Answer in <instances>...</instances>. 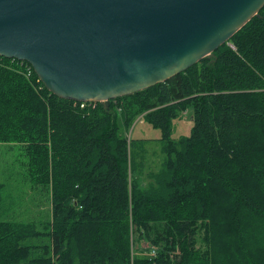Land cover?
Listing matches in <instances>:
<instances>
[{
	"label": "trees",
	"instance_id": "1",
	"mask_svg": "<svg viewBox=\"0 0 264 264\" xmlns=\"http://www.w3.org/2000/svg\"><path fill=\"white\" fill-rule=\"evenodd\" d=\"M139 117L161 131L147 174L148 140L120 133ZM0 142L24 150L51 213L0 220V264H264V6L211 56L105 103L58 97L0 56Z\"/></svg>",
	"mask_w": 264,
	"mask_h": 264
},
{
	"label": "water",
	"instance_id": "2",
	"mask_svg": "<svg viewBox=\"0 0 264 264\" xmlns=\"http://www.w3.org/2000/svg\"><path fill=\"white\" fill-rule=\"evenodd\" d=\"M264 0H0V56L47 90L107 102L166 81L228 41Z\"/></svg>",
	"mask_w": 264,
	"mask_h": 264
},
{
	"label": "rangeland",
	"instance_id": "3",
	"mask_svg": "<svg viewBox=\"0 0 264 264\" xmlns=\"http://www.w3.org/2000/svg\"><path fill=\"white\" fill-rule=\"evenodd\" d=\"M191 114L192 110L189 108L172 121L174 139L189 135L192 126ZM120 133L148 140L144 145V174L160 168L163 154L159 128L139 117L126 132L120 127ZM27 162L28 156L18 144L0 142V182L5 184L0 205V220L34 223L40 226L50 218V196L46 189H40V186L30 180ZM141 181L146 182L147 178L142 177Z\"/></svg>",
	"mask_w": 264,
	"mask_h": 264
},
{
	"label": "built area",
	"instance_id": "4",
	"mask_svg": "<svg viewBox=\"0 0 264 264\" xmlns=\"http://www.w3.org/2000/svg\"><path fill=\"white\" fill-rule=\"evenodd\" d=\"M83 103H84V102H81V106H83ZM154 252H155L154 249H152V251L150 252V254H151V253L153 254Z\"/></svg>",
	"mask_w": 264,
	"mask_h": 264
}]
</instances>
